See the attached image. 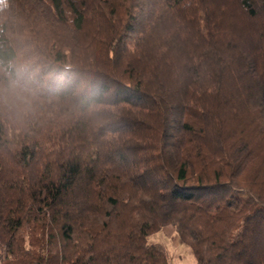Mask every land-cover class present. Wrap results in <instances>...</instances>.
Listing matches in <instances>:
<instances>
[{
	"label": "trees",
	"instance_id": "1",
	"mask_svg": "<svg viewBox=\"0 0 264 264\" xmlns=\"http://www.w3.org/2000/svg\"><path fill=\"white\" fill-rule=\"evenodd\" d=\"M264 264V0H0V264Z\"/></svg>",
	"mask_w": 264,
	"mask_h": 264
},
{
	"label": "rangeland",
	"instance_id": "2",
	"mask_svg": "<svg viewBox=\"0 0 264 264\" xmlns=\"http://www.w3.org/2000/svg\"><path fill=\"white\" fill-rule=\"evenodd\" d=\"M146 242L164 246L169 255V264H196L190 248L178 239L171 226H164L148 235Z\"/></svg>",
	"mask_w": 264,
	"mask_h": 264
}]
</instances>
